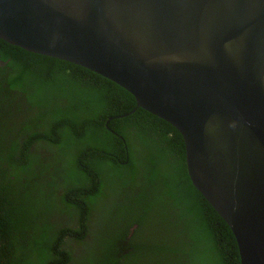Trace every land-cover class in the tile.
I'll use <instances>...</instances> for the list:
<instances>
[{
    "label": "trees",
    "instance_id": "trees-1",
    "mask_svg": "<svg viewBox=\"0 0 264 264\" xmlns=\"http://www.w3.org/2000/svg\"><path fill=\"white\" fill-rule=\"evenodd\" d=\"M0 264H240L181 134L127 91L0 39Z\"/></svg>",
    "mask_w": 264,
    "mask_h": 264
},
{
    "label": "water",
    "instance_id": "water-1",
    "mask_svg": "<svg viewBox=\"0 0 264 264\" xmlns=\"http://www.w3.org/2000/svg\"><path fill=\"white\" fill-rule=\"evenodd\" d=\"M0 39L106 78L173 126L240 264H264V0H0Z\"/></svg>",
    "mask_w": 264,
    "mask_h": 264
}]
</instances>
